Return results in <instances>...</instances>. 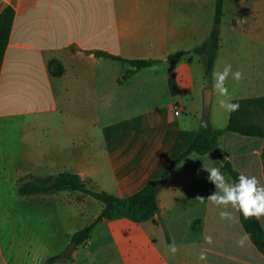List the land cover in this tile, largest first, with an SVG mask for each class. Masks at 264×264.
<instances>
[{"label": "crops", "instance_id": "obj_1", "mask_svg": "<svg viewBox=\"0 0 264 264\" xmlns=\"http://www.w3.org/2000/svg\"><path fill=\"white\" fill-rule=\"evenodd\" d=\"M6 6L14 15L0 69V182L17 204L0 203V264H264L251 240L237 245L246 233L239 212L237 222L221 220L219 209L197 199L215 191L203 170L221 169L214 152L174 166L152 217L98 222L69 260L62 254L70 235L102 204L81 191L18 193L21 177L69 172L125 197L159 178L203 119L225 127L229 114L212 77L203 112L204 68L190 51L211 30L215 0H0V12ZM219 37L212 73L231 64L244 75L240 83L228 78L231 101L264 97V0H224ZM98 51L156 62L120 82L131 66ZM51 60L61 64L59 75L50 73ZM263 147L259 136L226 131L218 149L240 175L264 185ZM259 222L264 230V217Z\"/></svg>", "mask_w": 264, "mask_h": 264}, {"label": "trees", "instance_id": "obj_2", "mask_svg": "<svg viewBox=\"0 0 264 264\" xmlns=\"http://www.w3.org/2000/svg\"><path fill=\"white\" fill-rule=\"evenodd\" d=\"M223 1L215 0L212 27L207 38L200 45L190 50L201 57L204 68L203 80L207 81V85L211 82L213 64L219 48ZM13 15L14 10L11 6L4 7L0 12V69L10 34ZM185 53L187 51L173 53L171 56L176 57ZM95 54L97 56L117 59L131 66V68L124 71L120 82L126 80L136 70L156 62V59H124L99 51L95 52ZM48 68L53 75H59L62 72L61 64L55 60L48 62ZM231 102L239 104V109L229 114L225 127L214 129L211 127L207 118L203 119L207 127H201L202 121L200 122L197 132L186 150L168 165L162 175L159 178L148 181L139 190L130 195L125 197L113 196L103 190L88 186L87 181L82 180L79 175L69 172H60L55 175H28L21 177L18 179V193L29 196L54 193L62 190L81 191L99 201L102 204L100 213L92 222L70 235V241L75 246L85 242L89 238L93 227L104 219L127 218L133 222L144 221L157 212V193L168 181L171 170L191 153H216L222 161L221 171L231 182L237 181L240 173L219 152L220 137L224 132L230 131L242 135L259 136L264 139V124L256 121L255 118L256 116L264 115V97L235 99ZM262 165L264 171V147L262 150ZM239 216L244 230L250 236V240L264 254V230L260 222L254 218L245 220L240 213ZM57 258H59V255L51 257L49 260H55ZM66 258L69 260L70 255L66 256Z\"/></svg>", "mask_w": 264, "mask_h": 264}, {"label": "clouds", "instance_id": "obj_3", "mask_svg": "<svg viewBox=\"0 0 264 264\" xmlns=\"http://www.w3.org/2000/svg\"><path fill=\"white\" fill-rule=\"evenodd\" d=\"M230 76L236 83H240L244 79L241 71L233 72L231 64H225L222 70H214L212 73V90L218 96V106L228 114L239 109V104L231 102L232 97L226 86ZM207 86L206 80L201 82L202 89ZM201 127L206 128V122L202 121ZM203 170L207 172L206 179L214 186L215 191L206 198L197 197V199L201 203L207 200L212 206L219 209L221 220L237 222L236 212L242 214L245 220L254 218L259 221L264 217V185H260L255 176L249 177L241 174L237 181L229 182L219 167L207 166L203 167ZM204 239L207 244L213 243L211 235L205 236ZM249 240V234L244 233L237 241V245L242 247ZM168 251L173 255L178 251L175 242L168 245ZM199 259L206 260V254L201 252Z\"/></svg>", "mask_w": 264, "mask_h": 264}, {"label": "rangeland", "instance_id": "obj_4", "mask_svg": "<svg viewBox=\"0 0 264 264\" xmlns=\"http://www.w3.org/2000/svg\"><path fill=\"white\" fill-rule=\"evenodd\" d=\"M256 121L264 124V115L256 116ZM0 203L3 208H11L13 205L17 204V199L13 198L11 190L4 183L0 182ZM13 198V199H12ZM6 217H10V214H5L4 221ZM41 218V217H40ZM10 221V220H9Z\"/></svg>", "mask_w": 264, "mask_h": 264}, {"label": "water", "instance_id": "obj_5", "mask_svg": "<svg viewBox=\"0 0 264 264\" xmlns=\"http://www.w3.org/2000/svg\"><path fill=\"white\" fill-rule=\"evenodd\" d=\"M210 99H211V90L210 89H204L203 91V112L205 115H207L209 106H210ZM75 245L74 243L70 242L66 249L63 252V256H68L71 251L74 249Z\"/></svg>", "mask_w": 264, "mask_h": 264}, {"label": "built area", "instance_id": "obj_6", "mask_svg": "<svg viewBox=\"0 0 264 264\" xmlns=\"http://www.w3.org/2000/svg\"><path fill=\"white\" fill-rule=\"evenodd\" d=\"M175 113H178V111L176 110Z\"/></svg>", "mask_w": 264, "mask_h": 264}]
</instances>
